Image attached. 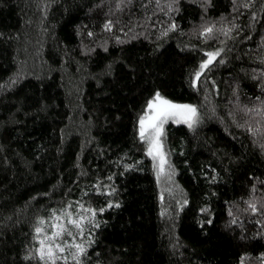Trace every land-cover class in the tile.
Returning <instances> with one entry per match:
<instances>
[{
	"label": "trees",
	"instance_id": "1",
	"mask_svg": "<svg viewBox=\"0 0 264 264\" xmlns=\"http://www.w3.org/2000/svg\"><path fill=\"white\" fill-rule=\"evenodd\" d=\"M0 34V264H44L38 217L77 202L80 264H264V0H0ZM156 90L198 112L164 128L159 177Z\"/></svg>",
	"mask_w": 264,
	"mask_h": 264
},
{
	"label": "snow or ice",
	"instance_id": "2",
	"mask_svg": "<svg viewBox=\"0 0 264 264\" xmlns=\"http://www.w3.org/2000/svg\"><path fill=\"white\" fill-rule=\"evenodd\" d=\"M118 7L120 4L117 5ZM245 7H251V4H245ZM171 5L169 8L171 9ZM112 22L107 21L104 24L105 29L112 28ZM175 22L170 24V28H176ZM225 34L231 31L230 28L222 29ZM123 31V29H121ZM214 32V25H207L202 29L201 35H204L205 39L211 36ZM2 35V34H0ZM88 35H92L91 32ZM119 40V37H117ZM222 49H214L206 51V58L202 59L199 63V67L194 73L193 83L195 84L197 79L201 74L208 68L209 65L220 55ZM246 111H251V109H246ZM173 119L177 123L183 119L189 127H192L198 119L197 108L193 104L179 103L173 101L165 96H163L159 90H156L154 96L149 99L146 104V111H144L138 118V135L140 140L145 141L147 144L146 152L152 157L154 161V167L157 169V176L159 177L161 173L166 171V168L171 169L170 161L168 157V152L165 150V145L162 140L163 124L166 120ZM251 131H255L251 129ZM126 167H132V165H126ZM170 175V172H169ZM100 192L101 189L99 185L95 189ZM111 190H109L110 192ZM187 203V201H185ZM112 202L107 205L110 207ZM78 207L82 210L80 214L74 215L71 211V204L65 206L64 209L59 210L57 213L56 209L52 210V216L49 218L51 221L50 228L51 231L46 232L43 225L46 223L44 217H38V225L35 227L34 231L38 234L36 239L40 241V247L36 249L38 253V258L44 261V264H56L57 259L67 261L71 258L76 264H80V258L82 253L85 252L87 245L79 243L76 237L73 235L71 229L74 228L81 236L84 235V222L90 221L94 223L95 214L97 209L92 207H86L82 202H77ZM251 211H258L255 203L250 202ZM99 212H103L104 208H100ZM203 211V209H202ZM235 223V221H233ZM98 227V225H96ZM71 236V242L68 243L67 247L65 243L61 242V238L64 234ZM43 234V236L39 235ZM90 235V233H89ZM71 253L70 257L67 254ZM30 251L25 257L30 258L32 256Z\"/></svg>",
	"mask_w": 264,
	"mask_h": 264
},
{
	"label": "rangeland",
	"instance_id": "3",
	"mask_svg": "<svg viewBox=\"0 0 264 264\" xmlns=\"http://www.w3.org/2000/svg\"><path fill=\"white\" fill-rule=\"evenodd\" d=\"M170 123H177V122H176L175 120H173V119H168V120H166V121L164 122V124H163V130H164V128L166 127V125H167V124H170ZM179 123L187 124L183 119H181ZM177 124H178V123H177Z\"/></svg>",
	"mask_w": 264,
	"mask_h": 264
}]
</instances>
